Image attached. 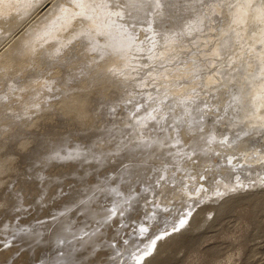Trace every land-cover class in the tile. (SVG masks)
Listing matches in <instances>:
<instances>
[{"label":"rangeland","instance_id":"374dc122","mask_svg":"<svg viewBox=\"0 0 264 264\" xmlns=\"http://www.w3.org/2000/svg\"><path fill=\"white\" fill-rule=\"evenodd\" d=\"M1 1L0 3H2ZM56 1L55 10L51 15L49 14L41 20V22L45 20V24L49 23L48 29L55 22L54 18H60L61 12L71 8H75L77 11L78 7L80 8L84 4V0ZM80 1L81 3H79ZM90 1L96 6L95 0ZM99 1V3L107 5L110 3L112 11H115V8H118L117 6L119 8L124 6L121 11L117 9L115 11L117 13H125L132 10L130 14L135 13L137 15L135 17L136 20L134 19L137 24L131 27H136L138 32L136 31V35L131 38L132 42H127L128 45H126L130 51H133L130 54L134 55L133 60L135 62L131 65L136 66L135 63L137 61V66L139 68L141 66L142 71H147V73H141L144 76L140 74L141 78H139L145 79L137 81L130 87V89L132 88V90L137 92L129 91L130 89L126 85L124 90L122 86L123 89H120L122 92H135L129 96H135L136 98H131L130 100L127 97L122 102L120 98L117 99L120 95L117 91V95L114 98L111 97V101H108L107 108H104V110L106 109L103 111L104 113L101 111V114L96 115L99 116V119L93 116L88 117L83 108L86 103L83 101L85 96L89 95L91 97L89 89L86 90L85 86H83L85 81L89 80L88 75L84 72V67L90 64L91 60L97 58V49L90 51L85 58H78L81 63L78 61L73 66L70 64L69 66L72 69L67 68L69 69L68 74L77 75L78 79L76 81H73L76 79L75 76L69 82V79L66 81L57 78L60 77L58 74L61 73L62 75L63 70L66 72L67 66L64 69H56V71L44 66L38 68L36 63L33 65L24 63V65H21L24 69L28 67L26 70L30 71L32 69L33 71L31 75H25L20 82L13 84L8 80L0 81V96L2 94L8 96V100L4 101V103H2L0 98V116L2 115L0 131H9V128L5 127L4 124L13 119L12 115L16 117L14 118V124L19 125L22 120H19V118L23 113H26L24 111L26 107L31 108L25 116L27 119L29 118L27 122L32 124L35 118L41 117L52 110L54 101L59 103L53 107V109L58 107V116L56 119L52 118L51 121H54L53 123L57 122V125L45 123L46 126L44 124L46 127L43 128L48 131L47 137L40 141L41 143L31 152L32 155L29 154L25 157L26 159H20L19 172L12 177L9 187L6 189L7 191L5 190L6 193L2 194L4 197L0 196L1 200L8 201V204L11 203L9 206L13 207L8 208L9 213L7 211V213L0 215V221L3 224L2 226L0 223V264H116L112 258H118L122 253L112 254L111 244H113L115 249V244L118 243V241L112 243L109 240L110 237L112 239L115 238V233H111L115 226L110 224L108 228L106 225L112 220L116 224L119 220L117 215L99 228V230L103 231L98 237L99 241H97V243L102 245L101 248L98 247L99 250L95 249V243L92 242L84 246L81 240L78 239L79 233L83 231L84 227L82 226L85 225L86 221H89L88 227H90V221L99 223L104 220L105 217L100 215L105 210L100 207L109 204L108 200L112 198H118L122 194L127 195L125 193L127 182L132 180L143 181L146 176L161 172L162 160L159 156L145 159V149L140 146V143L149 140L151 136L149 137L147 134L150 133L146 132L147 130L145 129L142 132L138 129L139 121L146 117L147 112H151L150 106L153 109L159 108V101L161 100L159 94L154 95L152 101L143 100L148 95L143 93H145V90L147 92L151 89V84L152 89H154L153 86L158 87L165 82V79L159 82L155 79L158 74L171 77V81L166 80V82L170 81L167 83L169 85L167 89L175 83L174 81H177L178 77L174 79V75L184 74V77L179 81L181 87H186L183 93L187 91L196 93L195 90L198 92L201 88L202 93L207 91L206 94L214 96L211 101L213 100L221 108L227 107L233 94L239 93L244 99V105H242L244 108H241L243 119H240L242 131L238 128L234 129L226 126L222 133L226 134L229 132L228 129H231V131L236 130L235 135L243 132L244 136H242V141H239V148H236L237 150L232 153L237 154L235 155L237 158L241 156L238 154L252 152L256 146H258L259 150L262 149L264 151V0H178L174 5L172 3L173 7L171 5L170 8L167 3H165L166 7L162 5L161 10L166 8L167 10L165 9V11L167 12L165 13L164 11L163 16L159 18L151 13L147 6L143 5L142 2L144 0H135V2H132L133 0H117L119 2L116 0ZM5 4L7 3L5 2ZM26 6H29V8H26ZM26 6L20 5V10L18 8V10H13L12 13L15 11L16 13L13 14L22 13L21 8L29 9L28 11L34 8L30 4ZM113 7L115 8L113 9ZM94 12L96 11L94 10ZM115 12L112 15H115ZM35 16H31L25 22L24 19L27 16H23L18 20L9 18L7 23L0 24V45L12 40L17 34L16 39L20 37L27 23L32 21L34 24L36 23L38 19L33 20L36 18ZM0 17L5 16L0 14ZM119 17L117 16L113 23L115 24L114 27L122 29L125 26L120 27L122 26L120 23L123 24V21L127 18L124 17V20ZM82 18L81 16L75 18V24H78V26L76 25V27H71L69 31L67 30L64 36L66 39L69 34L72 33L71 35H73V29L82 28L81 21H79ZM35 38L39 39L40 36ZM140 38L143 39L140 40ZM144 38H147L148 41L144 42L147 40ZM79 40L80 38H75L54 60L57 63L62 62L65 53L71 49L70 45L72 47L75 46ZM154 41L160 43L152 45L154 48L159 45L155 48L156 50L152 49L153 55L155 56L156 54V57L161 55L159 59L162 57L164 63L140 64L139 60L142 61L147 58H140L137 54L141 55L143 53L141 49L142 51L146 49L145 53L148 54L149 42L152 43ZM54 43L56 42L49 41L46 44L44 43L45 46L43 43L41 44L48 48ZM145 43L146 45L148 44V47ZM37 44L39 45L38 41ZM160 44L162 45L161 47ZM131 45H133L132 48H130ZM136 45L140 49L139 51L135 49ZM157 52L160 53L158 54ZM130 59L132 60V57ZM101 60L103 59H98L99 62ZM64 63L66 62L64 61ZM251 68L252 70H250ZM116 69H118V66ZM119 69L121 70L122 67L119 66ZM151 73L154 75L152 76ZM84 75L87 77H84ZM156 81L157 83H155ZM37 83H40V85L37 86ZM20 84L29 87L24 91V94H21V97H18L16 95L21 91L19 89ZM193 86L195 87L194 89ZM137 87H144V90L141 88L140 91V88ZM38 88L41 90L39 95L28 94L29 92H36V90H39ZM175 94H180L179 97L182 96L181 93ZM41 96H44L43 99H41ZM76 97H79L78 99L84 104H81L79 100V103L75 101L77 100ZM142 97L143 99H141ZM170 97L179 98L177 95ZM142 100L143 103H141ZM161 110L165 111L166 109L162 108ZM161 110L159 112H162ZM141 111H144V114ZM132 113H135V116ZM141 114H143L142 118L139 117ZM130 115L133 118L131 117L130 119ZM99 120L101 121L98 122ZM134 126L135 128L137 127L136 130ZM198 127L197 124L196 128ZM170 130L172 131L173 129L171 128ZM181 132L175 139L182 140L180 138ZM229 135L234 136V132ZM189 137L187 136V140L190 139ZM196 138L201 140L202 136H196ZM192 141L190 140L189 143ZM25 143V140H21L16 144L18 147L15 146L16 148H13L12 152L14 154L19 153L21 147L27 146ZM182 143L180 145L183 147L184 143ZM254 144L255 146H253ZM1 145L0 151L3 148ZM188 149L186 147V150ZM261 163L264 165V161ZM261 175L264 178V173H261ZM118 187L124 193L121 194ZM151 187L146 192H140L136 196L134 206H131L128 217L125 220L134 225L143 220L148 221L143 217L145 212H148L149 215L154 216L151 219L154 224L149 226V229L153 231L159 225L158 220L160 218L163 219V216L170 211L174 204L171 202L173 196L169 193L166 191L161 193H159L160 191L154 192ZM5 194L7 195L5 196ZM168 198L169 200H167ZM86 202L87 207H84ZM170 204L173 205L167 207ZM207 205L205 203L199 205L202 208L199 207L194 210L188 218L187 225L184 226L182 224L174 230H167V234L160 238L164 241L160 250L156 251L155 247L151 253L147 254L146 261L144 260L140 264H264V186L254 185V187L246 189L245 192L239 195L237 192L227 199L221 198L216 205ZM93 211H97V217H100L95 219L96 216ZM197 211H199L197 220L189 224L192 215L195 212L197 213ZM128 229L129 224L126 227V231ZM150 234L149 231L147 234H142L140 238H146ZM137 252L138 250H130L131 256L129 258L133 260L132 262L135 261V257L132 254ZM126 258L127 256L124 257V259Z\"/></svg>","mask_w":264,"mask_h":264},{"label":"bare ground","instance_id":"6f19581e","mask_svg":"<svg viewBox=\"0 0 264 264\" xmlns=\"http://www.w3.org/2000/svg\"><path fill=\"white\" fill-rule=\"evenodd\" d=\"M95 1H96L95 3L96 6L93 3H91L90 0H84V4L82 3L83 6H81L80 8L78 7L77 11L75 8L64 10L63 12L60 13V18H54L55 22L51 24V27L49 29H48L49 23L45 24V20H43L42 22L41 20L45 18L46 16H48L49 14L51 15V13L55 10V6H56L55 3L57 4L56 0H5V1H1L2 3H0V14L1 15L3 14V16L5 17H2V18L0 17V24L7 23L8 22L7 20L9 18H11V20H18V19H21L23 16H27V18L24 19V22L31 16H35V15H36L35 16L36 18H34L33 20L35 19H38V20L36 21L35 24L33 21L30 23H27V25L24 27V30L22 29L23 30L22 35L18 37L17 39L16 37L18 36V34L15 36V38H12V40H9L8 42H5L0 45V81L3 82L4 80H8L9 82H12L13 84H15V83L20 82V80H22L25 77V75L27 74L31 75L33 70L32 69L31 70L29 69L30 71L26 70L28 69V67H25L24 69V67L21 66L22 64L24 65V63L29 64V65H33L34 63H36L37 64L36 67L39 68V67L44 66L45 68L48 67L50 70L64 69V67L66 66H67L66 69L67 68L72 69L71 66H73V64L79 61L78 58H85V56H87L90 53V51L92 50L94 51V49L95 50L97 49L98 52L95 51L97 58H95V60H91L89 62L90 64H87L84 67V72L86 75H88L89 80H87V82L85 81V84H83L82 82L83 86H85L84 88L86 90L89 89V93L91 97L89 95L85 96L83 100L86 102L85 104L84 102L81 103V100L78 99L79 97L78 98L76 97L77 100H75V101L79 100L81 104H84L83 108H84L85 114L88 117L93 116L94 118L96 117L98 118L99 116H96V115L101 114V111L103 112L106 110V109L104 110V108H107L108 101H111L110 98L111 97L114 98V96L117 95V91L120 94V95L118 94L120 97L118 96L117 99L120 98L122 102L127 97H129L130 100L131 98H136L135 96L134 97L129 96L130 94L137 92L136 90H132V88L130 89V87L133 86L134 83H136L137 81L139 80L141 81L145 79V78L139 79L141 78L140 74L143 73L144 70L142 71L141 66H140L141 69L137 66V61L135 63L137 67L135 65H131L133 62H135L133 60L134 55L130 54L132 50L130 51L128 49L127 42L131 43L132 42L131 38L136 35V31H137L136 27L133 28L131 26H134V24H137V22L135 23V20H136L135 17L137 15H135V13L130 14V11L132 12V10H130L129 12H125V13H121V12L117 13L115 11L117 9H119L120 11L123 10L124 6L122 8H119V6H117L118 8L113 7V9L115 8L116 10L112 11V9H110V5H109L110 3L107 5V4L99 3L100 2L99 0H95ZM5 2L7 4H5ZM103 2H106V1H103ZM132 2H135V0H133ZM176 2H178V0L177 1L175 0H163V1L162 0H144V2L142 3L143 5L149 8L151 13H153L155 16H157V18H159L163 16L164 11L166 9L164 8L163 10H161L162 5H164L163 7H166L165 3H167L170 8L172 3L174 5V3ZM79 3H81V1ZM27 4L33 5L34 8L31 7L32 8L31 11H28L29 9L25 10V8H21L22 13L13 14V13H16V11L12 13L13 10H18L20 5L26 6ZM26 8H29V6H26ZM94 10L96 12H94ZM114 12H115V15H112V13ZM166 12L167 11H165V13ZM169 13H171V11ZM80 16L83 17L81 20H79L81 21L82 28H79L78 30L73 29L72 32H74L73 33L74 36L71 35L72 34L71 33L66 39L64 37L65 33L67 32V30L69 31L71 27H74V26L76 27V25L78 26V24H75L76 22L75 18L80 17ZM117 16H120L119 17L120 19H124V17L127 18L126 20L124 19L125 21H123L124 22L123 24L120 23L122 25L120 27H123V25L125 26L122 29L118 27H114L115 24L113 23V21L114 19H116ZM154 22H151V23H154ZM143 27L142 29H144ZM36 36L37 38L38 36H40V38L36 39L35 38ZM75 38H80V40L78 42L76 41L77 43L75 44V46L72 47V45H70L71 49L69 50V52L67 51L65 53L63 61L57 63L54 59L57 58L58 54L63 52L65 48L69 46V43H71ZM142 39L140 38V40ZM37 41L39 45L37 44ZM49 41L56 42V43L51 44V46L48 48L44 47L45 44ZM147 41L148 39L144 42H147ZM144 42H142V44H144ZM41 43L43 44L45 43L44 46ZM133 43L136 44L137 42H133ZM158 43L160 42H157V41H154L152 43L149 42V45H150L149 47L147 46L148 44L146 45L145 43V45L148 47L147 49L148 54L145 53V50H146L145 48H143L145 49L144 51H142L141 49V52L143 53L138 52V53H141V55L137 54L136 52L138 57L140 56V58L148 59V61H146L147 59L146 60L141 59L142 61L139 60L138 62L140 64H144V65L145 63L146 64L148 63L149 65H152L153 63L161 64L160 62L164 61L162 57L159 59L161 55L157 57H156V54L155 56L153 55L154 53L152 52V49L157 48L159 45L155 48L152 47V45L154 44L157 45ZM137 45L135 46L136 47L135 49L139 51L140 49L137 48L138 47ZM161 46L162 45L160 44V47ZM132 47L133 45H131L130 48ZM135 49L133 50L135 51ZM102 50L104 53L102 52ZM131 53H133V51ZM130 57H132V60L130 59ZM135 57L137 58L136 55ZM98 59H103L104 61L103 60L101 61H103L104 63L103 62L101 63V61L99 62ZM64 61L66 63H64ZM79 62L81 63V61ZM70 64L71 66H69ZM117 66H118V69H116ZM119 66L122 67L121 70L119 69ZM143 69L145 68L143 67ZM250 70H252V68ZM63 71H64L63 72L64 75L63 73L61 75L60 72H59L60 74H58L60 75V77H57L59 80L62 79V80L67 81L69 79L68 80L69 82L72 80V78H74V76L76 79L73 81H76L78 79L76 74H71V75L68 74L69 69H67L66 72L65 70ZM19 72L20 74H18ZM144 73H147V71ZM11 74L12 76H10ZM151 75L153 76L154 74L151 73ZM84 77H87V76L84 75ZM183 77H184V74L174 75V79L177 78V81H174L175 83L172 84V86L170 85L171 87L167 89V87L169 86L167 83H169L172 80L170 79L171 77H166L165 75L160 76L158 74V76H156L155 79L158 82L162 79H165V82L161 83L163 85H160L158 87L153 86L154 89H152V84H151L150 86L151 89L148 90V88H146L148 91L146 92L145 90L144 91L145 93H143L145 86L141 87L143 89L142 93L145 95L148 94L146 95V98L144 99L143 97L145 96L142 95L143 97L141 99L149 102L150 100L152 101V97L154 95L159 94V96L161 97L160 101L157 99V101H159V108L156 107L153 109V107L150 106L151 112L150 113L147 112V114L145 113L146 117H144L142 121L141 120L139 121L140 124L138 123L139 124L138 129L141 132L144 131L143 129L147 130L146 132L150 133L147 135H149V137L151 136L148 141L140 143V146H142V148L145 149V154H144L145 159H150V158L159 156V158L162 160L161 172L159 173L155 172V173H152V175L150 176L149 175L146 176V178L143 181L141 180L142 182L135 181V180H132L131 182H127L126 187H125V193L127 195L125 194L123 195L122 193L124 192H122L121 188L118 187L119 188L118 190L119 192H121L122 196H119L118 198H112L111 200H108L110 202L109 204H105L100 207L102 210H105L103 214L100 215V216L105 217L104 220L100 221L99 223L90 221L91 222L90 227H88L89 221H86L84 223L85 225L82 226L84 227L83 231L79 233L80 236L78 239L81 240L84 246L87 243L92 242V243H95L94 244L95 249L99 250L98 247L101 248L102 245L97 243V241H99L98 237L103 232L102 230H99V228L105 225L107 221L111 219L113 216L117 215V219L119 220L117 222L115 221L116 224H114V220H112L109 222V224L106 225V227L108 228L110 224H113V226H115V229L114 230L112 229V232H111V233H115V238L112 239V237H110L109 240L112 243L114 241H118V243L115 244V249L113 247V244H111L110 248L113 251L112 254L115 255L118 252L122 253V255L119 256L118 258L117 257L112 258V260L115 261L116 264H129V263L140 264L147 258L146 257L147 254L151 253L155 247H156V251L160 250L161 246L164 244V241L161 240L160 238L167 234L166 231L170 229L174 230L176 227H179L182 224L184 226L187 225L186 223L188 221V218L191 216V214L194 212L195 209L200 207L199 205H202L204 203L208 205H216V203L218 204V201H220L221 198L227 199L228 197H231V195H235L237 192L239 195L245 192L246 189H249L250 187H254V185L255 186L259 185L262 187L264 186V178H262V175H261V173L262 174L264 173V165L263 163H261L262 161H264V151L262 149L259 150L258 146H256V148L253 147L254 150L252 152H248L246 154H238L241 156L237 158L235 157V155L237 154H232V153H234V151L239 148L238 146L239 141L240 140L242 141L243 139L242 136H244L243 132L242 134L239 133L235 135L236 130L231 131V129H228L229 132H227L226 134L222 133V130L226 128V126H228V128L229 127L234 128V129L238 128L239 130L242 131V126H241L242 122L240 123V119L243 116L242 115L243 113H241L242 112L241 108H244L242 106L244 105L243 97L239 95V93H235L233 94L232 99L228 103L227 107L221 108L220 105L213 102V100L211 101V99H213L214 96L212 97V95L209 96L208 94H206L207 91L202 93L201 88L200 90H198V92L197 90H195L196 93L192 89L191 90L193 92L187 91L183 93L186 87L184 86L181 87V83L179 82ZM166 80H170V81L166 82ZM157 81L155 83H157ZM36 85L38 86L40 85V83L39 84L37 83ZM67 85L66 87L68 88L69 85L68 86ZM125 85L130 89L129 91H135V92H132V93H129V91L122 92L120 89H123ZM164 85L165 87H163ZM28 87L29 86L20 84L19 89H21V91H19L16 96L21 97L22 96L21 94H24V91L28 89ZM137 88H140V87H137ZM141 88H140V91H141ZM194 88L195 87L193 86V89ZM38 89L39 90H36V92L34 93L29 92L28 94L39 95L41 90L40 88ZM175 93H181L182 96L179 97L180 94H175ZM85 95H86V92H85ZM172 95H177V97L179 98H171L170 96ZM43 97L41 99H43ZM0 98L2 99V100L0 99L2 103L8 100V96H5L3 94L0 96ZM143 100L141 103H143ZM145 101L144 103H146ZM57 104H59L58 101L57 102L54 101L52 105L53 107H55L57 106ZM53 107L50 112H46L41 117L35 118L32 124H29L27 122L29 118L27 119L25 116L26 114H28L27 111L31 110L30 107L29 108L26 107L24 110L26 113H23V115L20 116L19 120L20 119L22 120L21 122H19L20 123L19 125L14 124V120H15L14 118H16L15 115H12L13 119L11 118L12 119L11 121L7 122V124H4L5 127L9 128V131L7 132L0 131V138H1L0 144H2L1 146H3V148L0 151V196L4 197V195L2 194L9 187L10 181H12L11 180L12 177L15 176L17 172H19L18 165H19V162H21L20 159H23L29 154H31V152L35 150L36 146H38L41 143L40 141L47 137L48 131L44 129L47 126L46 124L49 125L50 123L52 125H57L56 121H55L56 123H53L54 121L53 122L51 121H52V118H55V119L57 118L59 109L58 107L53 109ZM125 107L127 108L126 105ZM142 107L144 106L142 105ZM162 108L166 110L162 111L161 110ZM159 110H161L162 112H159ZM143 112L144 111H141V113ZM132 114L135 116V113H132ZM143 114H141V116L139 117L142 118ZM131 117L132 115H130L129 118L131 119ZM1 118H2V115L0 116V120ZM100 121L101 120H99L98 122ZM44 124L46 126H44ZM197 124L199 126L198 128H196ZM171 128L173 129L172 131L170 130ZM136 129L137 127L135 128V130ZM180 132H181L180 138H182V140L178 138L175 139V137L178 136ZM233 132H234V136H230L229 134ZM151 134H154V135H151ZM187 136H190L189 140H187ZM196 136H199V137L202 136V139L200 140V138H196ZM21 140H25L26 141L25 145L27 146L23 145L25 147L24 148L21 147L19 153L14 154L12 152V149L16 148L15 147L17 146L16 144H18ZM190 140L191 141L193 140V141L189 143ZM180 141L181 143L183 141L184 143L183 147L180 145L181 144ZM253 146H255V144ZM186 147L189 149L186 150ZM150 186H152L151 188H153L152 191L154 192L160 191L159 193H161L163 191H166L167 193H169L171 196H173L171 198V202L174 204V206L170 209V211L167 214H165V216H163V219L160 218L158 220L159 225L153 231L149 229V226H152L154 224L151 221V219L154 216L149 215L148 212L147 213L145 212V214L143 215V217L146 218L148 221L143 220L140 223H137L134 225V224H130L128 220H125L128 217L131 206L134 204V201L136 200V196L140 192L141 193L146 192L148 188H150ZM6 195L7 194H5V196ZM169 198L167 200H169ZM10 204L11 203L8 204V201L0 199V215H2L3 213H7V211L9 213L8 208L12 207V206H9ZM173 204H170L167 207L172 206ZM84 207H87V202ZM200 208H202V206ZM149 212L151 213V211ZM198 213L199 211H197V213L195 212L192 215L191 221L189 224H192L193 222L197 220V217L199 215ZM93 214L96 216L95 219L100 217V216L97 217V211H93ZM0 223L2 224L1 221ZM120 223L121 225H119ZM128 224H129V229L126 231V227ZM149 231L151 234L148 237L143 238V239L140 238L142 234H147ZM130 250H133V251L138 250L137 253L132 254V256L135 257L134 262H132L133 260L129 258L131 256ZM125 256H127L126 259H124Z\"/></svg>","mask_w":264,"mask_h":264},{"label":"snow or ice","instance_id":"6c2138e0","mask_svg":"<svg viewBox=\"0 0 264 264\" xmlns=\"http://www.w3.org/2000/svg\"><path fill=\"white\" fill-rule=\"evenodd\" d=\"M127 6V5H126ZM143 230V229H142Z\"/></svg>","mask_w":264,"mask_h":264}]
</instances>
